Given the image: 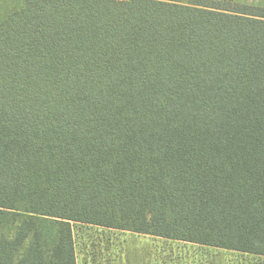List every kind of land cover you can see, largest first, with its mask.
<instances>
[{"label": "trees", "instance_id": "1", "mask_svg": "<svg viewBox=\"0 0 264 264\" xmlns=\"http://www.w3.org/2000/svg\"><path fill=\"white\" fill-rule=\"evenodd\" d=\"M0 4V264H77V226L264 257V8Z\"/></svg>", "mask_w": 264, "mask_h": 264}, {"label": "rangeland", "instance_id": "2", "mask_svg": "<svg viewBox=\"0 0 264 264\" xmlns=\"http://www.w3.org/2000/svg\"><path fill=\"white\" fill-rule=\"evenodd\" d=\"M74 240L77 264H264L249 254L94 227H75Z\"/></svg>", "mask_w": 264, "mask_h": 264}, {"label": "crops", "instance_id": "3", "mask_svg": "<svg viewBox=\"0 0 264 264\" xmlns=\"http://www.w3.org/2000/svg\"><path fill=\"white\" fill-rule=\"evenodd\" d=\"M217 1H221V0H217ZM232 2L235 4H242V5H248L251 7L264 8V0H232ZM242 254H245V253H242ZM256 257L264 258L263 256H256Z\"/></svg>", "mask_w": 264, "mask_h": 264}, {"label": "built area", "instance_id": "4", "mask_svg": "<svg viewBox=\"0 0 264 264\" xmlns=\"http://www.w3.org/2000/svg\"><path fill=\"white\" fill-rule=\"evenodd\" d=\"M117 1H126V0H117Z\"/></svg>", "mask_w": 264, "mask_h": 264}]
</instances>
